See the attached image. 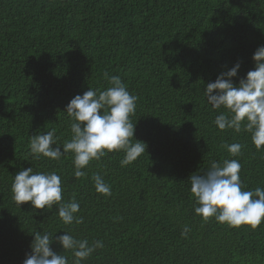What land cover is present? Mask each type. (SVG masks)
I'll return each mask as SVG.
<instances>
[{
    "label": "trees",
    "instance_id": "16d2710c",
    "mask_svg": "<svg viewBox=\"0 0 264 264\" xmlns=\"http://www.w3.org/2000/svg\"><path fill=\"white\" fill-rule=\"evenodd\" d=\"M261 45L264 0H0V264H23L37 231L102 240L82 264H264V223H204L188 181L214 161L238 159L244 190L264 188V151L250 133L219 130L221 110L204 91L236 63L238 86ZM105 72L138 97L131 119L147 152L126 167L124 152H111L79 179L71 153L34 159L32 135L55 129L60 145L70 140L67 105L105 90ZM233 143L243 145L237 157L224 147ZM30 167L62 177L63 199L75 197L82 223L65 225L56 206L15 202L14 177ZM97 172L111 196L96 192ZM51 247L72 264L71 252Z\"/></svg>",
    "mask_w": 264,
    "mask_h": 264
},
{
    "label": "clouds",
    "instance_id": "9594fccd",
    "mask_svg": "<svg viewBox=\"0 0 264 264\" xmlns=\"http://www.w3.org/2000/svg\"><path fill=\"white\" fill-rule=\"evenodd\" d=\"M253 60L255 69L240 79L238 86L233 78L238 76L240 63L222 71L215 82L206 84L204 91L212 108L221 110L214 120L218 129L250 133L256 149L264 151V45L258 47ZM104 76L109 84L105 90L89 88L67 105L65 112L72 121L70 140L60 145L55 129L32 135L30 151L34 159L45 157L58 161L71 153L74 176L79 179L87 176L84 169L92 161L98 162L111 152H124L121 167L130 165L147 152V144L135 138L136 123L131 119L136 113L138 97L130 94L120 76H110L107 72ZM224 147L231 156L237 157L241 155L243 145L233 143ZM241 168L238 159H225L222 165L214 161L203 174L194 173L189 177L190 191L198 205L195 213L204 223L214 219L231 228L249 226L253 230L264 223V188L244 190L246 185L241 180ZM92 179L97 193L111 196V185L100 173H93ZM12 193L19 206L28 202L35 209L52 210L56 206L65 225L82 223L78 215L80 204L75 197L70 201L63 199L62 177L55 171H33L32 167L19 171L12 183ZM189 232L190 228L185 225L181 235L187 238ZM64 233L53 237L47 232H35L31 253L23 264H69L68 256L52 249L54 242L61 244L64 252H71L72 264H82L97 249L104 247L102 240L89 244L87 239Z\"/></svg>",
    "mask_w": 264,
    "mask_h": 264
}]
</instances>
